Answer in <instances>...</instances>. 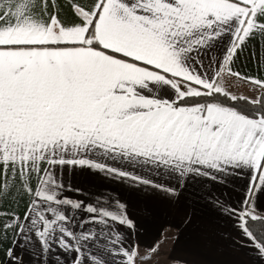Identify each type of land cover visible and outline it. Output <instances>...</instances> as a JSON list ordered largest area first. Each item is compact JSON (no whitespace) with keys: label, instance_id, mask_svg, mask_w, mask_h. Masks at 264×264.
<instances>
[{"label":"snow or ice","instance_id":"6c2138e0","mask_svg":"<svg viewBox=\"0 0 264 264\" xmlns=\"http://www.w3.org/2000/svg\"><path fill=\"white\" fill-rule=\"evenodd\" d=\"M68 4L0 0V203L25 202L0 210V264L151 259L118 196L65 182L84 167L170 197L196 179L242 181L238 205L207 199L233 247L264 264V77L234 67L249 49L264 66V0Z\"/></svg>","mask_w":264,"mask_h":264},{"label":"crops","instance_id":"0c3cea01","mask_svg":"<svg viewBox=\"0 0 264 264\" xmlns=\"http://www.w3.org/2000/svg\"><path fill=\"white\" fill-rule=\"evenodd\" d=\"M59 2L64 13L70 14L68 0ZM250 51L246 50L241 55L234 66L235 70L246 75L264 77V66L250 57ZM255 51L258 56H264L259 46ZM226 87L236 94H248L250 91L249 85L235 79L227 82ZM137 171L141 175H148L139 169ZM151 178L163 182L158 177ZM64 179L73 188L81 189L82 196L87 199L97 193L105 197L118 196L136 222L135 238L139 241V251L151 257V264H249L251 253L233 247L229 235L231 227L210 206L206 195H221L225 201L238 205L242 181L228 178L229 182L225 186L202 178L196 179L186 185L179 197H170L154 188L109 178L87 167L66 168ZM257 205L264 210V196L257 200ZM24 207V200L14 197L0 203V210L5 211L15 209L22 212ZM188 217H191L190 223L186 222ZM150 247H155L157 251L149 252ZM2 252L3 249H0V257Z\"/></svg>","mask_w":264,"mask_h":264},{"label":"rangeland","instance_id":"374dc122","mask_svg":"<svg viewBox=\"0 0 264 264\" xmlns=\"http://www.w3.org/2000/svg\"><path fill=\"white\" fill-rule=\"evenodd\" d=\"M145 262H146V264H151L152 263V260L151 259H148V260H145Z\"/></svg>","mask_w":264,"mask_h":264},{"label":"trees","instance_id":"16d2710c","mask_svg":"<svg viewBox=\"0 0 264 264\" xmlns=\"http://www.w3.org/2000/svg\"><path fill=\"white\" fill-rule=\"evenodd\" d=\"M255 227L259 228V226H258V225H257V226H255Z\"/></svg>","mask_w":264,"mask_h":264}]
</instances>
